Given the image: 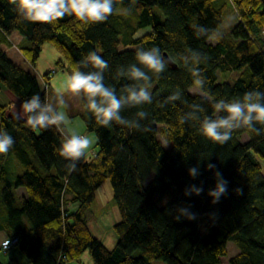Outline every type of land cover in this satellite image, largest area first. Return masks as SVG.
<instances>
[{"label": "trees", "instance_id": "obj_1", "mask_svg": "<svg viewBox=\"0 0 264 264\" xmlns=\"http://www.w3.org/2000/svg\"><path fill=\"white\" fill-rule=\"evenodd\" d=\"M119 5L122 9L116 11ZM126 7L134 15L129 16ZM113 8V14L100 23L84 24L66 15L55 24H42L24 20L15 5L0 0V86L4 84L22 103L36 94L41 104L47 102L45 90L55 69L36 76L17 64L3 48L11 45L13 31L26 39L27 43L16 46L31 63L45 42L66 57L70 68L84 74L96 70L80 62L90 52L100 55L109 65L104 83L117 96L127 94L126 86L154 84L151 104L125 106L121 111L124 118L138 120L140 129L115 122L110 127L100 125L81 95L79 115L96 142L95 149L77 160L59 155L67 137L63 125L33 130L26 118L8 113L0 102V132L14 140L8 153L0 154L1 241L16 236L27 264H64L85 249L92 264H153V260L220 264L222 256L228 264H264V173L254 157L264 159V132L257 135L242 128L228 142L217 144L200 133V120L182 119L194 110L193 105L204 109L197 113L200 119L214 117V100L232 101L249 91L264 92L263 2L114 0ZM227 8L234 23L229 30H219ZM143 27L149 30L135 36ZM152 47L159 48L161 55L165 51L176 66L165 61L158 74L145 69L136 61V51ZM56 63L63 67L61 58ZM131 64L145 71L149 81L131 80L127 76ZM194 67L205 78L200 93L188 91L194 86ZM227 71L236 72L232 81H218V72ZM177 91L180 99L169 101ZM138 111L147 112V118L139 119ZM242 133L247 135L244 141ZM158 135L171 140L169 150ZM8 156L21 165L19 173L7 170ZM209 163L215 168L208 169ZM194 166L199 174L192 178L188 169ZM217 171L227 181V192L213 203L208 192L215 188ZM105 179L120 213L113 225L117 239L112 248L93 236L87 223L95 190ZM20 186L25 196L17 194ZM190 186L203 191L196 195ZM155 194L168 199L157 205ZM72 203L74 209L69 207ZM181 208L195 214V219L181 215ZM228 241L237 249L232 255H228ZM58 252L64 255L60 263ZM0 264L21 263L9 258Z\"/></svg>", "mask_w": 264, "mask_h": 264}, {"label": "clouds", "instance_id": "obj_2", "mask_svg": "<svg viewBox=\"0 0 264 264\" xmlns=\"http://www.w3.org/2000/svg\"><path fill=\"white\" fill-rule=\"evenodd\" d=\"M16 6L19 14L24 20L30 22H39L42 24H55L58 20L67 16H74L84 24H95L104 22L113 14L114 0H9ZM205 30L201 29V32ZM220 37H216V40ZM136 61L143 65L145 69L152 73H161L165 68V59L161 55L159 48L152 47L148 51H136ZM90 64L96 71L84 74L77 70L71 74L67 83V91L73 95L81 96L86 99V109L93 113L97 122L104 126L110 127L113 122L124 125L129 128L140 129L141 125L138 120H128L121 115L122 109L142 107L145 104L152 103V95L149 90L150 83L137 84L136 86H126L124 92L126 95L117 96L116 91L111 86L104 83L103 73L108 69V62L95 52H90L81 62ZM199 64V61H197ZM127 76L137 82H148L149 77L145 71L136 67V64L129 65ZM124 73H121L123 75ZM193 83L199 92H202L205 78L201 75L198 67L192 69ZM181 93L174 92L169 101L180 99ZM214 100V99H213ZM264 92L249 91L244 94L242 99L227 101L224 99L214 100L211 107L214 112L213 116L205 115L203 119L197 113H203L204 109L199 105H193V111L185 114L182 118L186 120H200V133L217 144H224L232 138V133L236 130L247 128L257 135L264 132ZM57 103L64 105L63 93H58ZM23 111L26 116L27 125L33 130L48 129L51 126L60 128L67 125V119L63 111H59L51 103L41 104V98L38 94L33 95L29 100L23 102ZM139 119H146L148 113L138 111L136 113ZM261 125V128L255 125ZM14 140L7 132H0V154H7L13 146ZM93 146V141L84 135L70 132L59 148V155L65 159H81L87 151ZM167 144L164 145L166 147ZM76 165L71 164L70 169L75 170ZM208 169H214L215 165L209 163ZM199 174L198 167H190L188 175L195 178ZM217 182L214 189L209 190L213 203H216L221 195L227 192V181L221 179V173H214ZM189 190L199 195L202 187L190 186ZM185 195H188V191ZM238 192L240 190H237ZM181 215L187 219H195V214L190 213L186 208H181ZM177 216L175 219H179Z\"/></svg>", "mask_w": 264, "mask_h": 264}, {"label": "rangeland", "instance_id": "obj_3", "mask_svg": "<svg viewBox=\"0 0 264 264\" xmlns=\"http://www.w3.org/2000/svg\"><path fill=\"white\" fill-rule=\"evenodd\" d=\"M122 7L119 5L116 11H121ZM129 16L134 15V11L131 7H126L124 9ZM227 10L224 11V18L219 26V30H229L231 29L234 19L231 17L230 12ZM149 30L148 27H143L135 33V36H138L142 33H145ZM11 38L14 42L18 38H21L24 43H27L26 39L17 32L14 31V34L11 35ZM209 42H213L212 38L208 39ZM18 43V42H17ZM6 51L9 53L10 57L22 67L31 71L34 75L42 74L45 71H50L55 69V72L50 76L48 81V88H46V100L47 103L53 104L54 107H57L59 111L65 113L67 119V125L65 129L68 131V128L74 129L76 122H80L77 118V114L83 110V105L81 103V96L73 95L70 91H67L68 79L75 70L70 68L67 69L61 68L56 61L61 58L62 61H66V57L60 53L51 43L45 42L40 49L39 55L35 60V63H31L28 59L18 54L15 49L5 47ZM97 52L100 50L97 48ZM236 72L227 71V72H218V81L228 80L232 81ZM154 87V84L150 85L149 90L151 91ZM188 91L191 93H200L195 86L188 88ZM58 93H63V99L65 101L64 105L57 103ZM7 94H11L14 98L19 99L14 93L5 87L4 84L0 86V102L5 104L7 107L12 100ZM12 97V98H13ZM9 113V112H8ZM38 129H36L37 131ZM70 133V132H69ZM93 138L94 134L91 133ZM95 138V137H94ZM158 138L162 141L163 145L167 144L166 149L171 148V140H167L158 135ZM242 141L247 139V135L242 133L240 136ZM94 144V143H93ZM254 157L257 159L261 166V170L264 173V159L254 154ZM6 168L11 173H19L21 165L15 160L14 157L8 156L6 159ZM15 175V174H14ZM150 177V175H149ZM147 178V180L149 179ZM95 199L92 201L88 211H87V223L89 229L93 236L99 239L104 246L107 248H112L116 242L117 235L113 228V225L116 221L120 219V213L112 194V188L108 179L103 180V182L95 190ZM154 199L157 205H162L167 201V197L158 198L157 195H154ZM2 231L0 230V238ZM228 254H231L236 250V247L231 241H228L227 245ZM88 249H85L81 254L80 258L72 259L66 261V264H92V258L90 257ZM9 258H15L18 261H24L26 259L25 255L22 253L20 248L14 244L6 251L0 249V261L6 263ZM80 260V261H79ZM223 260V259H222ZM225 260V259H224ZM153 264H165L162 260H153Z\"/></svg>", "mask_w": 264, "mask_h": 264}, {"label": "crops", "instance_id": "obj_4", "mask_svg": "<svg viewBox=\"0 0 264 264\" xmlns=\"http://www.w3.org/2000/svg\"><path fill=\"white\" fill-rule=\"evenodd\" d=\"M12 34H14V31L9 35V39H10V41H11V45H6V46H3V48L5 49V51H6V48L5 47H8V48H14L15 49V51L18 53V54H20V55H22L23 57H24V55L22 54V52L17 48V44H22L23 43V40L21 39V38H18L17 39V41L16 42H14L13 40H12V38H11V35ZM18 42V43H17ZM7 52V51H6ZM7 54L9 55V53L7 52ZM10 56V55H9ZM12 58V57H11ZM62 64H63V67H61V68H65V69H67V67H68V61L66 60L65 62L64 61H62ZM45 72H47V71H45ZM49 81V80H48ZM47 88H48V86H47ZM7 96H9L12 100L10 101V103H9V105H8V107L6 108L7 109V112H9V113H11V114H13V115H15V116H17V117H19V118H26V116H25V114H24V111H23V103H22V101L21 100H18V99H16V98H14L11 94H7ZM13 97V98H12ZM77 118L79 119V121L80 122H76V124H75V126H74V129H71V128H68V131L65 129V125H63L62 126V130H63V134L65 135V137L66 136H68L70 133L69 132H75L76 134H82V135H84V136H87V137H89L92 141H93V146L87 151V153H89V151L90 150H93V149H95V142H96V139L94 138L95 136H93V138H92V136H91V133H93V132H91V131H88L87 129H86V127H85V124H84V122H83V120L81 119V117H80V115H79V113L77 114ZM94 134V133H93ZM16 192H17V194L19 195V196H25V189H24V187H22V186H20V187H17L16 188ZM95 197H96V195H95ZM95 197H94V199H95ZM70 209H74L75 207H76V203H72V204H70ZM4 237V236H3ZM3 237H1L0 238V242H1V239L3 238ZM237 251V249L235 250V251H233L231 254H228V255H232V254H234L235 252ZM91 257V256H90ZM78 258H80V256L78 257ZM13 259H15V258H13ZM223 259V260H222ZM225 259V260H224ZM17 262H19V263H21V264H27L26 263V259L24 260V261H18L17 259H15ZM80 261V260H79ZM64 264H66V262L64 263ZM220 264H228V261H227V257L226 256H222L221 257V262H220Z\"/></svg>", "mask_w": 264, "mask_h": 264}, {"label": "built area", "instance_id": "obj_5", "mask_svg": "<svg viewBox=\"0 0 264 264\" xmlns=\"http://www.w3.org/2000/svg\"><path fill=\"white\" fill-rule=\"evenodd\" d=\"M82 135V134H80ZM17 242V237H8V238H4L1 243V250L2 251H6L7 249H9L12 245L16 244ZM64 258V255L61 252H58L57 257H56V261L57 263H60L62 261V259Z\"/></svg>", "mask_w": 264, "mask_h": 264}, {"label": "water", "instance_id": "obj_6", "mask_svg": "<svg viewBox=\"0 0 264 264\" xmlns=\"http://www.w3.org/2000/svg\"><path fill=\"white\" fill-rule=\"evenodd\" d=\"M261 1L264 4V0H261ZM162 56L164 57V59L168 65H170L172 67L176 66V63L168 56V54L165 51L162 52Z\"/></svg>", "mask_w": 264, "mask_h": 264}]
</instances>
